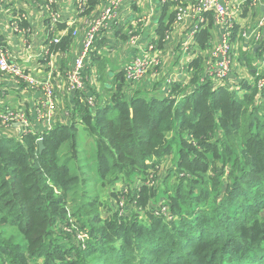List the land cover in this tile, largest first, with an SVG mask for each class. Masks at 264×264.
Segmentation results:
<instances>
[{
	"label": "trees",
	"instance_id": "trees-1",
	"mask_svg": "<svg viewBox=\"0 0 264 264\" xmlns=\"http://www.w3.org/2000/svg\"><path fill=\"white\" fill-rule=\"evenodd\" d=\"M208 61L183 106L124 98L122 75L82 129L0 137V264L264 263V88L240 97L206 78Z\"/></svg>",
	"mask_w": 264,
	"mask_h": 264
},
{
	"label": "crops",
	"instance_id": "crops-1",
	"mask_svg": "<svg viewBox=\"0 0 264 264\" xmlns=\"http://www.w3.org/2000/svg\"><path fill=\"white\" fill-rule=\"evenodd\" d=\"M220 1L227 5L233 19L231 70L223 87L243 97L264 77V0ZM199 2L125 0L95 42L83 70L84 89L73 91L67 84V72L83 48L89 21L102 11L106 0H87L84 10L78 0H58L52 11L59 22L53 28L47 0H0V48H7L11 61L37 80H51L56 100L51 117L54 124L49 127L38 118L45 103L43 92L0 71V117L7 113L22 116L30 121L32 133L39 136L73 121L82 129L87 99L95 98V105L88 107L93 115L112 104L122 75L124 98H176L183 106L197 91L195 65L204 64L205 71V63L225 30L215 22L213 13L196 11ZM179 8L186 11L182 21L175 19ZM132 36L136 38L134 43L130 41ZM152 45L161 60L160 68L139 83L130 82L125 67L143 59ZM177 85L180 91L173 93ZM8 132L11 137L18 136L6 129L0 137H7Z\"/></svg>",
	"mask_w": 264,
	"mask_h": 264
},
{
	"label": "built area",
	"instance_id": "built-area-1",
	"mask_svg": "<svg viewBox=\"0 0 264 264\" xmlns=\"http://www.w3.org/2000/svg\"><path fill=\"white\" fill-rule=\"evenodd\" d=\"M58 0H47L46 8L51 14L52 28L59 22V17L55 14L53 6L57 4ZM125 0H106L105 7L102 11L89 21L88 28L83 39V48L76 58L74 66L67 72V84L70 90H83L85 87V77L83 70L95 42L101 36V33L108 28L116 17L121 4ZM87 0H78V6L81 10L86 7ZM198 13H213L215 15V22L225 27L221 37V42L214 48L210 59L207 63L206 78H210L216 82L227 80L231 70V29L233 27L232 14L227 5L220 0H200L196 6ZM186 18V11L184 8L177 10L175 19L182 21ZM19 30L18 27H15ZM247 36V34H246ZM135 36L130 38L131 43L135 42ZM58 40L55 41L57 43ZM156 47L154 45L149 47V53L143 59H137L128 64L124 73L126 78L132 83L141 82L153 70L160 68L161 60L155 54ZM0 71L7 74L19 82L28 85L32 89L41 90L44 95L45 103L43 109L39 111L38 118L45 120L49 127L54 123L51 119L53 109L56 105L54 87L51 80L41 81L34 78L27 73L20 66L11 61V53L5 48H0ZM260 89L264 88V77L257 82ZM87 104L89 106L95 105V98H88ZM15 130L19 136L31 134L30 121L15 113L3 114L0 117V132L4 130ZM42 140V139H39Z\"/></svg>",
	"mask_w": 264,
	"mask_h": 264
},
{
	"label": "rangeland",
	"instance_id": "rangeland-1",
	"mask_svg": "<svg viewBox=\"0 0 264 264\" xmlns=\"http://www.w3.org/2000/svg\"><path fill=\"white\" fill-rule=\"evenodd\" d=\"M86 139H87V135H85L84 133H81V136H80V138H79V142L80 143H83V141H86ZM174 159H175V157L172 155V156H170L168 159H167V161H165L162 165H161V167H160V169H159V171H158V175L161 177V178H164L165 176H166V174H168L169 172V170H168V168L173 164V161H174ZM152 174V173H151ZM138 175H140V174H138ZM137 178H140L139 176H137ZM141 179V182H143L144 181V179L145 178H140ZM145 182H147V180L145 181ZM122 184H118V187L119 188H121L122 189ZM97 192L100 194V196H101V203H105L106 204V202L108 201V199H109V196H108V192L106 191V190H104V191H101V188H100V185L99 186H97ZM162 196H164V195H162ZM110 201H114L112 198H110L109 199ZM123 203V201L121 202V203H119L120 205ZM113 204H114V202H113ZM157 204H159L158 206H157ZM119 205V207H117V208H119V209H123V211H124V205L123 206H120ZM132 206H126L125 207V209H126V211H125V214L127 215V216H130L131 214H133V212H134V210H135V204H131ZM134 206V207H133ZM160 206V203H157V202H153V201H151L150 202V209L151 210H153V211H155L158 207ZM136 209H138L139 211H140V213H141V209H139V208H136ZM120 210V211H121ZM101 211H102V213H103V215L104 216H111V214L112 213H109V211H108V206L107 205H105L104 207H101ZM122 211V212H123ZM144 212H145V210H144ZM124 213V212H123ZM143 217H145V213H143ZM146 218V217H145ZM77 240L79 241V240H83L82 238V235L80 234V235H78L77 236ZM257 264H259V262L257 263ZM262 264H264V263H262Z\"/></svg>",
	"mask_w": 264,
	"mask_h": 264
},
{
	"label": "water",
	"instance_id": "water-1",
	"mask_svg": "<svg viewBox=\"0 0 264 264\" xmlns=\"http://www.w3.org/2000/svg\"><path fill=\"white\" fill-rule=\"evenodd\" d=\"M39 146H40V150L42 151L43 150V141L42 140H39L38 142Z\"/></svg>",
	"mask_w": 264,
	"mask_h": 264
}]
</instances>
